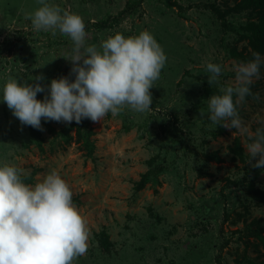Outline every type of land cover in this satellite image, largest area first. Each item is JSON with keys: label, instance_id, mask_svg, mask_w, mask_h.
<instances>
[{"label": "rangeland", "instance_id": "rangeland-1", "mask_svg": "<svg viewBox=\"0 0 264 264\" xmlns=\"http://www.w3.org/2000/svg\"><path fill=\"white\" fill-rule=\"evenodd\" d=\"M241 1L47 0L82 17L86 44L147 30L167 57L143 114L42 118L38 130L0 102V164L22 169L29 185L56 171L85 220L88 249L72 264H264V202L253 192L264 194V170L252 167L259 157L248 160L246 150L264 127V67L251 85L255 96L237 105L247 134L208 119L213 90L235 85L232 66L243 61L232 50L250 49L244 26L258 17L238 9ZM40 6L0 0V88L9 79L74 80L70 38L31 26ZM209 62L222 67L211 86Z\"/></svg>", "mask_w": 264, "mask_h": 264}, {"label": "clouds", "instance_id": "clouds-1", "mask_svg": "<svg viewBox=\"0 0 264 264\" xmlns=\"http://www.w3.org/2000/svg\"><path fill=\"white\" fill-rule=\"evenodd\" d=\"M41 5L28 16L34 31H59L72 41L71 74L52 79L47 85L7 80L0 88V102L6 103L22 125L42 130L45 122H95L107 114L118 116L125 108L139 114L149 111V91L160 79L167 57L147 30L138 35L116 33L99 45L86 44L85 23L79 14L38 0ZM264 56L232 66L235 85L208 98V119L212 124L247 134L237 105L251 94L253 79L260 78ZM209 85L217 84L222 67L207 63ZM35 81H43L36 76ZM42 100L37 93H45ZM235 97V100H234ZM246 145L252 167L264 170V127L257 128ZM86 223L72 200L65 180L51 171L40 182H23L22 169L0 164V264H72L88 249Z\"/></svg>", "mask_w": 264, "mask_h": 264}, {"label": "trees", "instance_id": "trees-1", "mask_svg": "<svg viewBox=\"0 0 264 264\" xmlns=\"http://www.w3.org/2000/svg\"><path fill=\"white\" fill-rule=\"evenodd\" d=\"M238 9L250 8L254 14L258 17L257 21H250L244 26V31L248 35L250 49L238 51L232 50V56L237 60L247 62L253 59L254 53L264 54V0H242L238 5ZM264 65L261 66L260 72H262ZM251 94L245 98L255 96V91L252 86ZM214 94H221L219 90H213ZM255 197L264 202V194L259 190L253 189ZM102 245H107L109 242L108 236L105 232H101L99 237ZM105 243V244H104Z\"/></svg>", "mask_w": 264, "mask_h": 264}]
</instances>
